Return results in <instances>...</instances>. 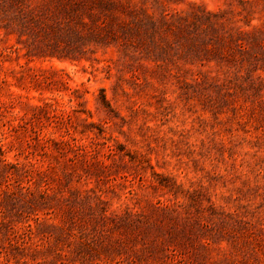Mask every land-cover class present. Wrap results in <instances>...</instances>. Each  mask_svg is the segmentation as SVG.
<instances>
[{
	"label": "rangeland",
	"instance_id": "374dc122",
	"mask_svg": "<svg viewBox=\"0 0 264 264\" xmlns=\"http://www.w3.org/2000/svg\"><path fill=\"white\" fill-rule=\"evenodd\" d=\"M0 264H264V0H0Z\"/></svg>",
	"mask_w": 264,
	"mask_h": 264
}]
</instances>
